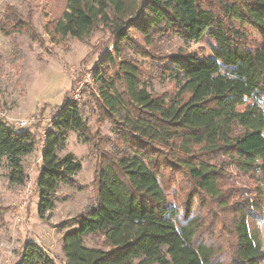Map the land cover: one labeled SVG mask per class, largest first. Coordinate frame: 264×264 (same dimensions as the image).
Masks as SVG:
<instances>
[{
    "label": "trees",
    "instance_id": "trees-1",
    "mask_svg": "<svg viewBox=\"0 0 264 264\" xmlns=\"http://www.w3.org/2000/svg\"><path fill=\"white\" fill-rule=\"evenodd\" d=\"M98 27L113 47L91 73L89 97L114 137L102 149L66 93L43 134L35 183L43 214L81 169L71 155L57 157L69 133L96 153L94 203L60 225L66 264H264V0H65L51 22L53 36L77 40ZM171 37L206 40L210 55L163 54L158 44ZM128 50L173 89L149 92V74ZM38 124L20 131L0 117L10 183L26 179L22 161L36 148ZM17 264L54 262L26 241Z\"/></svg>",
    "mask_w": 264,
    "mask_h": 264
},
{
    "label": "rangeland",
    "instance_id": "rangeland-1",
    "mask_svg": "<svg viewBox=\"0 0 264 264\" xmlns=\"http://www.w3.org/2000/svg\"><path fill=\"white\" fill-rule=\"evenodd\" d=\"M64 5L65 0H0V18L8 28V33L0 32V117L20 131L26 128L19 127L22 121L30 125L39 122L36 148L22 161L26 176L22 185L9 182L8 163L0 160V264H17L26 241L42 248L54 264H66L61 243L68 228L62 229L60 225L94 203L92 181L97 156L76 131H71L57 157L63 160L71 155L80 162L81 169L72 176L74 184H59L53 208L38 213L35 183L43 149L41 140L63 105L66 93L71 101L81 104L89 131L102 149H108L114 137L109 122L101 120L91 105L88 90L94 67L104 51L113 47L110 32L98 27L85 40L69 35L53 36L51 22ZM5 16H15V20L11 22ZM134 40L143 45L137 38ZM158 46L163 54L185 50L210 55L206 40L186 43L171 37L160 40ZM127 54L142 65L144 74H149L144 76L150 83L149 92L163 94L173 89V83L162 77L157 68H151L148 61L131 50ZM259 231L264 249V208ZM85 242L88 246H102L99 237H88Z\"/></svg>",
    "mask_w": 264,
    "mask_h": 264
},
{
    "label": "built area",
    "instance_id": "built-area-1",
    "mask_svg": "<svg viewBox=\"0 0 264 264\" xmlns=\"http://www.w3.org/2000/svg\"><path fill=\"white\" fill-rule=\"evenodd\" d=\"M30 124L27 121H22L18 125H19L20 128H23V127H28Z\"/></svg>",
    "mask_w": 264,
    "mask_h": 264
}]
</instances>
